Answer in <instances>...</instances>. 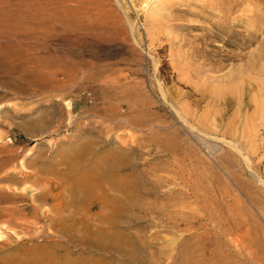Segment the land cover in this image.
Wrapping results in <instances>:
<instances>
[{
    "label": "rangeland",
    "instance_id": "obj_1",
    "mask_svg": "<svg viewBox=\"0 0 264 264\" xmlns=\"http://www.w3.org/2000/svg\"><path fill=\"white\" fill-rule=\"evenodd\" d=\"M63 1L70 18L30 52L52 66H78L74 72L91 80L66 89L31 86L25 75L31 68L19 66L25 60L9 58L15 40H0V187L30 196L40 176L58 192L88 169L102 173L99 161L123 162L110 171L130 186L131 209L114 230L129 235L140 260L110 256L116 264H188L199 253L200 240L164 232L156 214L181 207L186 188L196 192L198 215L213 210L216 239L223 209L229 264H264V0ZM52 202L45 206L51 214ZM49 223L8 230L18 251L0 252L18 262L22 251L48 247L57 240L41 233ZM37 255L28 257L41 260Z\"/></svg>",
    "mask_w": 264,
    "mask_h": 264
},
{
    "label": "bare ground",
    "instance_id": "obj_2",
    "mask_svg": "<svg viewBox=\"0 0 264 264\" xmlns=\"http://www.w3.org/2000/svg\"><path fill=\"white\" fill-rule=\"evenodd\" d=\"M70 11L71 8L67 7L63 0H0V40H15V42L10 41L12 43L9 44V48L15 49H10L9 58L22 57L25 60L19 66L31 68L27 70L29 72L28 75L25 73L26 79L30 82L31 86H39L40 89L48 87L66 89L73 87L75 83L82 82L83 84L91 80V74H77L74 72V69H77L78 66H60L59 63H55L52 66L45 63L44 57L30 52L32 49L43 48V45L55 33L53 30L56 31L61 26L60 24L68 21ZM30 41L38 42V44L34 46L30 45L28 44ZM3 50L2 46H0V52ZM21 63L20 61L19 64ZM107 83H109L108 78L102 79L99 86L106 88ZM105 94L104 99L110 98ZM67 106L72 111V103L68 102ZM133 110L136 109L133 108ZM113 115L117 116L120 121L130 122L128 115L116 109ZM135 115L138 116V119H141L143 116L141 113ZM2 150L0 149V152ZM84 158L85 156H81L79 159L84 161ZM86 160L88 161V159ZM109 162H98V170L104 173L96 171L97 174H90L89 169H84L86 170V177L84 179L63 181L59 186L58 192H55L56 188L50 179H44L40 176L35 178L38 181V190L30 196L20 191L17 192L11 185L7 188L0 187V251L5 246H10L13 250L18 251L17 247L11 245V237L7 238L8 230L14 233H19L18 229L29 231L33 227L35 228L34 223L36 221L40 222L41 219H47L50 222L46 228H42L41 233L47 238L51 236L57 237V240L50 241L51 244L45 247L48 248L47 250L43 248L41 250L22 251L23 253L20 254L25 257L18 262L14 257L2 255V252H0L1 262L4 264H116L114 259L117 256H123V254L127 257H129L127 254H131L135 258L137 251H139L136 249L137 245L135 247V244L131 243L132 241L128 238L129 235L126 236L114 230L118 226L120 216H123L122 213L131 209L128 201L131 189L126 182H123L124 179L117 178L115 173L111 174L113 171H110L114 167L116 169L121 167L123 162ZM4 166L5 161L0 164V171ZM23 176H25V179L34 177L33 174H24ZM109 176L113 177L109 178ZM2 179L9 182L12 181L11 177L6 176ZM125 181L128 180L125 178ZM108 189L109 191L114 190V193H110ZM168 191L171 198H179L176 196L179 193L176 194L171 189ZM194 192L187 188L184 191L182 190L180 194L182 196L179 200L183 205L179 208L173 209L168 207L162 211L157 210V216H159L160 220L162 219V230L164 232L175 230L177 235H179L177 237L189 233L200 240L198 246L199 253L197 255L194 253L193 255L190 254L187 258L188 264H229L226 242L222 238L226 229L224 226L225 217H223V209H219V223L222 225L220 227V224L216 223L217 227H220L219 234H217L219 236L216 239L212 229V226L214 227L213 219L216 218L212 217V213L214 214V212L210 210L212 211L210 213L207 210V215H198V210L193 207L197 197L195 195L196 192ZM50 200L53 201L51 203L53 214L50 213L51 208L45 209V206L50 204ZM204 212L202 213L204 214ZM120 220L123 222L122 219ZM215 231L217 232L218 230ZM191 238L194 239L193 236ZM178 239L175 238L172 242V249L176 251V254H178L177 249L180 243ZM149 240L151 238L141 239L140 243L144 246ZM76 251L80 254L78 256L74 255V257L73 254ZM91 252V256L84 255V253L88 254ZM32 253L39 254L37 258L41 260L29 258L28 254ZM112 255L117 256H114L113 259L110 257ZM150 255L155 258L154 252L151 251Z\"/></svg>",
    "mask_w": 264,
    "mask_h": 264
}]
</instances>
